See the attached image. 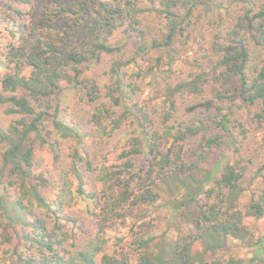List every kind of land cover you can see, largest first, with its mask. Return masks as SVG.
<instances>
[{"label":"trees","instance_id":"trees-1","mask_svg":"<svg viewBox=\"0 0 264 264\" xmlns=\"http://www.w3.org/2000/svg\"><path fill=\"white\" fill-rule=\"evenodd\" d=\"M234 5L212 34V55L200 56L205 68L167 80L197 21L211 26L212 12ZM147 18L159 36L148 35ZM118 50L101 85L90 71ZM253 50L264 52L256 0H0V112L14 116L0 123V264L264 263L260 248L247 261L232 250L251 245L250 223L264 217V173L250 193L238 157L245 123L231 117L258 104L252 119L264 142V61L253 79ZM144 83L152 95L142 97ZM62 84L90 108L84 124L60 117ZM205 90L178 119L177 95ZM92 138L117 149L93 165ZM43 146L54 167L64 161L62 180L34 168ZM77 197L93 217L80 240L66 224Z\"/></svg>","mask_w":264,"mask_h":264},{"label":"rangeland","instance_id":"rangeland-1","mask_svg":"<svg viewBox=\"0 0 264 264\" xmlns=\"http://www.w3.org/2000/svg\"><path fill=\"white\" fill-rule=\"evenodd\" d=\"M258 1V0H256ZM239 8V5H234L227 11L217 12L214 11L212 14L217 16L214 23L209 25L208 20H204L203 22L197 21V24L194 27V33L199 36V39L202 41H206L209 38L211 39L212 34L211 29H221L229 22V20L233 18L236 13V10ZM209 16V12L207 13V17ZM221 17V21L217 18ZM159 22L155 18H147L146 19V29L147 33L150 37L159 36L158 33ZM192 28V27H190ZM189 28V29H190ZM189 36L190 38L187 40L186 45H179V61H177L172 68L173 73L169 76L167 80L173 81L177 79L186 78L189 72H193L195 70H199L200 67L205 68L206 64L203 62V59L197 57L195 53L191 51L190 44H195L197 42L194 40L192 42L193 34ZM121 38L120 33H117L115 37H113V42L118 41ZM117 43V42H116ZM126 50L130 52L132 50V45L128 44L125 46ZM124 49V48H123ZM181 49H187V53H182ZM208 50V49H207ZM206 51V50H205ZM122 50H118L112 54H103L100 56L99 60L94 64L93 69H91L90 73L98 80V82L102 85L105 81H107V77L105 75L106 70L110 66L113 60L118 59L120 57V53ZM186 57H191L188 59ZM193 59H196L195 61ZM161 77V76H160ZM63 85V84H62ZM142 97H146L153 94L154 87L152 85H148L144 83L142 85ZM209 97V90H205L201 96L193 95V94H179L177 95L176 100V117L178 119L184 118L183 113L184 109L191 104H196L204 99ZM61 113L60 117L62 120L66 122H71L72 124H84L87 121L88 115L90 113V108L83 103H80L75 100L74 93L71 89L63 85L62 92L58 95ZM259 107L258 104L250 105L248 108H233L231 117L233 119H238L244 122V126L246 128V137H238L240 152L238 157L242 158V163L246 166L244 182L246 186H250V193L257 188L258 178L256 177L258 172L259 174L264 173V142L262 141V134L260 126L254 122L252 116L254 112ZM14 116H6L2 112H0V123L3 126H6L10 120ZM238 129L235 130V135L237 134ZM117 141L113 140V143L106 144H98L96 139L92 138L86 141V150L90 154L92 164H97L102 155L106 152H109L108 156H111L113 151L117 149ZM67 149L65 150V153ZM65 158V156H64ZM62 166L60 169L54 167L53 165V157L50 152V149L47 146L38 147L36 149L35 157H34V168L36 170L42 171L46 175L50 177H56L59 180H62L63 172L65 171L66 165L64 161L61 162ZM53 194V193H52ZM248 199V195H244L242 197V202H246ZM92 209L89 201L86 198L77 197L75 202L73 203L72 208H68L69 214L76 219L74 225H72V221L66 222L69 230H73L77 235L81 233L82 229L86 231H82L83 235H80V238H85L86 234L91 233L93 231V217L89 210ZM67 212V209H66ZM250 244H245L244 242L235 243L233 245V253L234 255L241 257L244 261H247L249 257L251 258L252 254H254V250L257 251L258 248L261 249V258L264 260V217L258 220L257 222L250 223ZM113 236L125 234V229H116L110 233ZM83 236V237H81ZM257 241L258 243L257 245ZM256 243V245H254ZM253 264H264L263 262H254Z\"/></svg>","mask_w":264,"mask_h":264},{"label":"clouds","instance_id":"clouds-1","mask_svg":"<svg viewBox=\"0 0 264 264\" xmlns=\"http://www.w3.org/2000/svg\"><path fill=\"white\" fill-rule=\"evenodd\" d=\"M258 5L261 7H264V0H258ZM211 32H215L217 31V29H211ZM222 31V29H221ZM193 39L197 41L196 44H190L191 47V51L193 53H195V55L197 57L203 56L205 54L211 56L212 53L211 51H205L206 49H209L211 44L213 43L212 40L209 38L206 41H202L199 39V36H197L195 33L193 34ZM216 43L218 44H223L224 41L222 40H218L216 41ZM182 53H187V49H181L180 50ZM252 56H253V60L251 62V64L249 65V68L247 69V71L249 72L250 76L254 79L255 78V72H253V65L257 64V57L259 58L260 61H264V52H257L256 50L252 51ZM188 59H191V57H186ZM264 66V65H262ZM258 70V69H257Z\"/></svg>","mask_w":264,"mask_h":264}]
</instances>
